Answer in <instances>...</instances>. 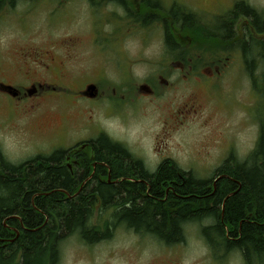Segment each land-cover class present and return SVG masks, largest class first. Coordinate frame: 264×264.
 Masks as SVG:
<instances>
[{
    "label": "rangeland",
    "instance_id": "obj_1",
    "mask_svg": "<svg viewBox=\"0 0 264 264\" xmlns=\"http://www.w3.org/2000/svg\"><path fill=\"white\" fill-rule=\"evenodd\" d=\"M183 1L194 4V1L209 0ZM244 1L264 15V0ZM42 19L44 16L39 13L29 22L32 23L30 29H27L29 23L19 22L0 27V81H6L7 86H18L26 81L25 77L28 78L27 69L17 68L18 48L45 47L44 35H71L66 28L76 30L80 27L69 21L50 26L47 21H40ZM145 28L144 36H129L119 45L124 53H112L113 56L92 47L83 51L85 45L91 43L85 40L74 56L65 59L63 81L77 85L101 69L106 70L108 84L110 79L111 82L116 80V85L118 77H115L114 70L117 67L112 65L116 66L118 60L120 64L129 65L135 75L131 82L152 80L173 59L171 54L178 52L168 47L170 45L166 44L158 24L146 23ZM35 51L23 49L21 52L31 58H41ZM200 58L202 63L205 56ZM87 70H91L92 75H87L90 73ZM41 73L45 79L58 78L47 72ZM31 78L36 77L32 75ZM218 79L221 90L208 93L203 82L194 83L181 73H174L170 87L158 88L151 98L140 97L121 108L117 105L116 112H110L105 103L93 104L90 107L92 112L88 113L91 118L86 122H82L80 116H73L74 111L83 109L85 104L74 100L69 93L59 92L58 98L53 99L28 98L15 102L6 91L0 90V159L17 165L38 155L49 157L52 149L89 134L90 129L99 128L112 142L120 143L142 159L147 168L152 169L163 152L182 170L200 179H211L220 159L231 157L240 161L251 159L253 154V130L249 118L241 107L235 105L246 84L239 83L234 67L224 70ZM194 89L203 104V108L196 112L185 104ZM114 210L115 207L100 210L95 206L89 219V226H97L103 233H106L107 225L109 237L88 244L77 234L68 236L59 246L56 264H245L239 250L227 252L219 248L216 254L212 251L201 233L202 226L213 223L211 219L185 223L182 240L166 244L153 235L138 233L123 225L114 226ZM208 236H215L213 230H209Z\"/></svg>",
    "mask_w": 264,
    "mask_h": 264
},
{
    "label": "flooded vegetation",
    "instance_id": "obj_2",
    "mask_svg": "<svg viewBox=\"0 0 264 264\" xmlns=\"http://www.w3.org/2000/svg\"><path fill=\"white\" fill-rule=\"evenodd\" d=\"M194 4L185 3L183 0H0V27L9 22L29 23L33 18L38 17L39 13L44 16L40 21H47L50 26L65 21L80 26L76 30L66 28L71 35L66 33L54 34V37L44 35L47 40L45 47L18 48L17 68L27 69L28 78L25 77L24 83L13 87L7 86L6 81H0V90L6 91L15 102L28 98L53 99L58 98L56 95L59 92L69 93L74 100L85 104L83 109L74 111L73 116L75 118L80 116L82 122H86L91 118L88 113L92 112L90 107L93 104L105 103L110 112H116L117 105L121 108L132 104L140 97L151 98L158 88L170 87L172 85L170 79L174 73H181L194 83L203 82L208 93L220 91L218 78L224 70L234 67L239 83L246 84L245 89L240 91L241 97L235 105L241 107L249 118L253 130L251 152H253L252 157L256 159L253 160L252 157L240 161L231 157L220 159L213 172L214 176L211 179L207 178L212 180L211 188L214 191L215 182L225 175L218 171L219 167L224 164L253 165L263 161L259 150L264 149V15L244 0L230 3L225 0L194 1ZM193 9L195 12L192 11ZM146 23L158 24L159 28H162L166 44L170 45L168 47L171 50L175 48L174 51L178 52L171 54L173 59L161 72L154 75L152 80L131 82L135 75L129 69V65H124L123 62L120 64L118 60L116 66L112 65L118 68L114 70L117 73L115 77H118L116 85V80L111 82L110 79L108 84L106 70L101 69L94 75L91 70H87L90 72L87 75L92 76L77 85L63 81L65 59L74 56L75 50L82 42L85 40L91 42L85 45L86 48L83 49L85 52L92 47L100 53L106 52L111 56L112 53L123 54L124 52L119 48L120 43L129 36L137 38L140 34L144 36ZM28 26L27 29H30L32 23ZM201 42L205 44L201 45ZM23 49L36 50L41 58H31L21 52ZM188 53L190 57H187ZM203 55L205 58L201 63L200 57ZM109 60L115 63L112 58ZM41 72H47L51 77L58 78L45 79ZM32 75L36 78H31ZM68 82L72 83V81ZM189 94L191 97L185 104L194 108L195 112L203 108L197 90L194 89ZM100 130L93 128L83 137L74 136L77 138L52 149L48 154L58 153L54 163H57V167L63 168L68 177L70 186L58 190L63 194V201L82 198L85 195L86 197L96 195L95 197L98 198L100 197L96 190L98 184L116 185L123 182L133 188L143 183L144 193L149 196V181L155 179L154 173L162 162L166 161L170 168L182 170L163 152L159 154V160L153 168H147L142 159L135 157L120 143L115 144L128 156V163H124L123 160L114 161L112 156L102 153L107 151L102 141L105 139L112 142V140L107 133ZM156 151L158 152L159 148ZM1 163L0 160V175ZM173 183V180L166 182L165 198L168 192L173 193ZM128 186L126 191H130ZM39 195L47 196L48 193ZM34 208L36 210V207ZM13 219L22 224L18 215L12 214L3 220L9 222L4 224L10 230L16 228L11 225ZM47 222L48 216L45 215L41 227Z\"/></svg>",
    "mask_w": 264,
    "mask_h": 264
},
{
    "label": "trees",
    "instance_id": "obj_3",
    "mask_svg": "<svg viewBox=\"0 0 264 264\" xmlns=\"http://www.w3.org/2000/svg\"><path fill=\"white\" fill-rule=\"evenodd\" d=\"M102 143L107 148L103 154L128 163V156L117 144L105 139ZM259 152L261 163L219 167L225 175L215 182L214 191L212 180L170 168L165 161L157 167L155 179L149 181V196L143 183L133 188L123 182L98 184V198L85 195L65 201L58 190L70 185L64 169L54 163L57 152L17 165L1 158L0 264H56L59 246L68 236L77 234L88 244L109 237L107 225L106 233L89 226L96 205L100 210L115 207L114 226L153 235L166 244L182 240L185 223L211 219L213 223L202 226L201 233L215 254L219 248L239 250L245 264H264V149ZM169 180L174 181L173 193L168 192L165 198ZM12 214H17L22 223L13 219L14 230L5 226L8 221L3 222ZM45 215L48 222L41 227ZM210 229L213 238L208 236Z\"/></svg>",
    "mask_w": 264,
    "mask_h": 264
},
{
    "label": "bare ground",
    "instance_id": "obj_4",
    "mask_svg": "<svg viewBox=\"0 0 264 264\" xmlns=\"http://www.w3.org/2000/svg\"><path fill=\"white\" fill-rule=\"evenodd\" d=\"M185 223V222H184Z\"/></svg>",
    "mask_w": 264,
    "mask_h": 264
}]
</instances>
